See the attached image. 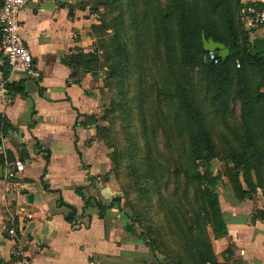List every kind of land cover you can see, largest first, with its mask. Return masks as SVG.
Masks as SVG:
<instances>
[{"label":"trees","instance_id":"1","mask_svg":"<svg viewBox=\"0 0 264 264\" xmlns=\"http://www.w3.org/2000/svg\"><path fill=\"white\" fill-rule=\"evenodd\" d=\"M119 1L102 0L111 19L106 24V17H102L101 25L91 27L95 51L66 59L71 81L79 85L86 75L98 76L101 62L107 60L105 88L112 96L102 90L107 106L101 121L112 129L124 113L123 125L129 131L137 126L133 135L140 134L143 142L141 146L128 134L131 145L121 153V159L117 148L108 158L113 173L120 169L123 158L137 160L142 174L134 182L143 180V185L141 192L132 193L136 198L142 194L148 197V208H157L164 216V227L172 236L164 247L165 256H172V264H229L230 247L218 260L211 246L213 240L227 236L218 186L227 180V187L222 185L235 204L250 200L257 191L264 197V42L250 40L240 20L241 0ZM253 7L264 10V5ZM126 16L129 18L125 24L122 19ZM202 35L205 40L223 44L229 57L218 59L216 64L210 61L202 48ZM101 48L106 50L103 56ZM2 73L7 93L25 97L23 81L9 83L8 69ZM203 105L214 112L217 123L225 129L219 142L225 147L220 152L212 137L217 124L210 129L207 116L211 118L212 114H201ZM87 123L95 125L99 141L107 147L113 145L104 127L93 118L86 117ZM7 127L0 115V131ZM156 139L167 143L164 152L158 151ZM167 151L173 163L166 157ZM220 153L224 155V173H214L212 161L220 158ZM25 156L21 152L19 160ZM13 159L10 153L0 155V166L13 163ZM163 187L165 193L170 188L173 192L164 195ZM76 193L83 200V212L95 208L100 219L108 207L127 212L133 226L140 224L143 231L138 237L151 251L155 252L157 241L165 243L157 225H144L152 216L139 199L135 206L127 204L126 210L121 203L123 193L111 199L108 207L84 197L80 189ZM74 215L69 208L65 220L73 222ZM250 219L264 222V210H256ZM151 232L156 233L155 238ZM149 233L153 240L147 237Z\"/></svg>","mask_w":264,"mask_h":264},{"label":"crops","instance_id":"2","mask_svg":"<svg viewBox=\"0 0 264 264\" xmlns=\"http://www.w3.org/2000/svg\"><path fill=\"white\" fill-rule=\"evenodd\" d=\"M93 2L28 1L19 16L20 36L37 78L10 71L0 52V82L8 69L7 81H23L26 93L0 95V115L8 125L0 131V155L12 154L15 173L7 188L0 180V264H166L138 237L127 212L108 207L120 197L111 187L113 167L95 125L85 124L88 117L101 126L99 95L89 87L99 86L101 74L86 75L77 85L65 65L69 56L96 49L90 31L98 8L91 10ZM249 37L264 42V27L250 29ZM21 152L26 156L19 160ZM77 189L108 207L103 218L95 208L83 212ZM257 195L256 206L250 200L235 204L225 191L224 207L218 196L227 230L225 238L212 242L218 260L230 247L229 264H264V222L250 219L264 210V197ZM69 208L75 211L71 223L65 220Z\"/></svg>","mask_w":264,"mask_h":264},{"label":"rangeland","instance_id":"3","mask_svg":"<svg viewBox=\"0 0 264 264\" xmlns=\"http://www.w3.org/2000/svg\"><path fill=\"white\" fill-rule=\"evenodd\" d=\"M120 1H119V3H120ZM98 6H99L98 7L99 8L98 9V12L97 13H95V12L93 13L94 14V24H93V26L101 25L102 24V22H101L102 17H106V21H105L106 24H108V22L111 19V16H110V14L107 11L106 6L104 4L102 5V0H100V4ZM121 13H122V11H121ZM118 15L119 14H117L116 17H118ZM127 18H129V17L126 16V17H124V19H122V21H124L125 24H126ZM127 23H128V21H127ZM110 24H111V22H110ZM125 26H127V25H125ZM90 31H91V27H90ZM108 32H110V30ZM91 34H92V36L94 38V43H95V36L93 35V32L92 31H91ZM101 53H102V56H103L106 53V50L104 48H101ZM103 60L104 61L101 62V64H102V66L100 68L101 71L99 70L101 72V75L99 76L100 77V80H101V83H99V86H98V84H95V83L94 84L93 83H90L89 84V87L91 88V90L92 91H97V94L99 95L98 97L100 99V103H101L100 105L102 107L101 111H103L101 118H103V116H104V110L106 109V106H107V102L105 101L106 96L102 95V90H105V93H107V91H108V93H107L108 97L109 96H112V93L105 88V83H106V81H105V79H106L105 73L107 72L108 68H107V62H106L107 60L106 59H103ZM145 69H146V67H145ZM193 85L195 86V84H193ZM135 93H136V90L133 89L132 90V94L134 95ZM208 108L209 107H206V106L203 105L202 106V112H201V114L203 113L206 116L209 115L210 112H211V109L210 108L208 109ZM213 110H216V109H213ZM211 114H212L211 118L207 116V123L211 127L210 129H212L213 127H216L215 124H217L218 130L213 129L214 132H213L212 137H213V143H214L215 147H217L216 150L218 152H220L221 147L224 146V145H221L219 143L220 142V139H221L220 137H222L221 134H226V132H225V129H223V126L220 123H217L218 121H216L215 115H214V112L213 111L211 112ZM125 117H126V114L123 113V115L121 117H119V121L116 122V124L114 125V127L112 129H110V125L107 122H102L101 121V126L100 127H104L106 129L107 134H105V135L106 136L108 135L110 137V139H112L111 143L113 144V145H109L110 147H107V145H105V143L102 141L103 144L106 147V150H107V151L104 150V153L107 154V152H108V154H107V159L108 160H109L108 157L110 156V153L113 154L115 148L119 149L120 152H119L118 157L120 158V155H121V153H123L124 149L127 146H130L131 145V142L130 141H127L128 138H126V136L128 134H132L133 135L134 134L133 131H138V127L137 126H133V128L131 129V131H129L127 129L128 127H125L123 125V123L125 122V120H124ZM135 135H133L132 137H134L135 140H137L141 144V146H142L143 145V142H142V139H141L140 134L137 135L135 133ZM157 136H159V133H158ZM154 144L155 145L156 144L158 145L157 148H158V151H160V152H164V148H165V146H167L166 145L167 143H165V141L162 140V139H156L154 141ZM114 145H115V147H114ZM168 154H169V152L167 151L166 152V157H167ZM168 159H170V162L173 163L174 158H173L172 155H168ZM212 169H213L214 173H216L217 171H221L222 173H224V169H225L224 155H221V153H220V158H217V159H215V160L212 161ZM116 173L118 175H116ZM141 174H142V171L139 168V166L137 165V160L136 159H130V160H128L125 157L121 161V167H120V169H117V172H114V173L112 171V174H111V183H112V185H111V187H112L113 191L119 193L120 197L122 195L121 193L124 194L125 197H124V199L121 202L124 209L127 210V208H126L127 207V204H131V205H134V206L137 205V203H136L137 199H139L141 201L140 205H142V206L145 205L146 206L145 207L146 208L145 210H147L146 212L149 215H151L152 217H150V216L147 217V219H146L147 221L145 220L143 222L144 225L145 224H146V226L148 224H150V226H151V224L153 226L157 225L159 227V229L161 230L160 231V235L165 240V243H164V241H157L154 244V247L156 248L155 249V252H153L151 250L150 251H151V253L153 255L159 256L161 259H163V261L166 264H172V256L171 257H166L165 256L166 253H164V251H163L164 250V247L168 246L169 237H170V239H172V236H170L168 234L167 229L164 227V225L166 226V223H167L165 219L163 220V217L164 216L162 215V213H160V211L159 212L157 211L158 210L157 208H155V209L148 208V205H147L148 197L147 198H144V196L142 194L140 197L136 198V194L135 193H132L134 191L141 192L140 189H141V186L143 185V180L142 181L134 182L135 179H137L138 177H140ZM222 181H223L222 184L226 186L227 185V180L226 179H223ZM135 183H136V185H135ZM222 184L218 186L217 190H218V196H220L221 201L223 202L222 203L223 204V207H224L225 202L222 200V198H224V192L225 191H228V190ZM164 189H165V187H163L162 190L164 191ZM171 189L172 188H170L169 191H167L166 193L164 191L163 194L164 195L165 194L166 195H169L170 193L173 192V191H171ZM126 193H129V196ZM257 194H261V193L259 191H257L256 194L253 195L252 198L250 199L251 204L253 206H256L257 204H260L261 203V198H259V196ZM218 200H219V198H218ZM247 201H249V200H247ZM226 204H227V202H226ZM136 228H137L138 232L140 233L141 230H142V228H140V224L137 225ZM208 232H209V229H208ZM153 233H155V232H151L152 235H153ZM151 234L150 233L147 234V237H149V238L152 239V235ZM155 237L156 236L153 235V238H155ZM211 246H212V243H211ZM214 248H215L214 250L216 252L219 251L217 245H215ZM161 254H162V256H161ZM164 256L166 258H168V259H165Z\"/></svg>","mask_w":264,"mask_h":264},{"label":"built area","instance_id":"4","mask_svg":"<svg viewBox=\"0 0 264 264\" xmlns=\"http://www.w3.org/2000/svg\"><path fill=\"white\" fill-rule=\"evenodd\" d=\"M29 0H0V52L6 66L12 72L21 73L27 79L37 78L33 58L30 50L25 46L21 36L20 13ZM242 9L240 20L245 30L258 26L264 27V10H255L254 1L241 0ZM208 59L214 64L218 59L208 54ZM236 68L239 64L236 62ZM4 82H0V95L5 93ZM15 173L12 166L5 162L3 166V180L5 188L14 179ZM10 235L13 231L9 230Z\"/></svg>","mask_w":264,"mask_h":264},{"label":"water","instance_id":"5","mask_svg":"<svg viewBox=\"0 0 264 264\" xmlns=\"http://www.w3.org/2000/svg\"><path fill=\"white\" fill-rule=\"evenodd\" d=\"M100 4V0H94L91 6V10H95ZM202 48L206 53L212 54L213 58L225 61L229 57V50L220 43L214 42L212 39L205 40L204 36H201ZM3 178V167L0 166V180Z\"/></svg>","mask_w":264,"mask_h":264}]
</instances>
